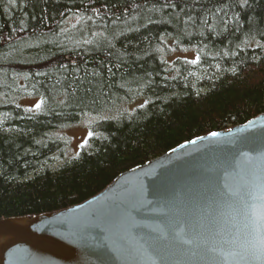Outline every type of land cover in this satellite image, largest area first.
Segmentation results:
<instances>
[{
	"label": "trees",
	"instance_id": "obj_1",
	"mask_svg": "<svg viewBox=\"0 0 264 264\" xmlns=\"http://www.w3.org/2000/svg\"><path fill=\"white\" fill-rule=\"evenodd\" d=\"M185 50L196 63L170 61ZM104 112L87 148L51 168L67 145L58 132ZM261 114L264 0H0V219L80 204Z\"/></svg>",
	"mask_w": 264,
	"mask_h": 264
},
{
	"label": "water",
	"instance_id": "obj_2",
	"mask_svg": "<svg viewBox=\"0 0 264 264\" xmlns=\"http://www.w3.org/2000/svg\"><path fill=\"white\" fill-rule=\"evenodd\" d=\"M212 133L80 204L0 219V264H264V114Z\"/></svg>",
	"mask_w": 264,
	"mask_h": 264
},
{
	"label": "rangeland",
	"instance_id": "obj_3",
	"mask_svg": "<svg viewBox=\"0 0 264 264\" xmlns=\"http://www.w3.org/2000/svg\"><path fill=\"white\" fill-rule=\"evenodd\" d=\"M175 57H182L184 60L194 64L197 62V57L193 50L178 51L171 54L170 61L175 59ZM134 103V104H133ZM125 103L121 105L120 108H125L126 110L134 109L139 103ZM118 108V110L120 109ZM130 112V111H129ZM110 113H102L101 115H89L82 118V123L78 125L73 124L69 130H67L70 143L69 146L65 148L62 154L52 157L51 168L57 169L59 166H62L66 161L76 157L78 152L89 145V136L90 132L88 125L96 120H99L104 117H108ZM48 163V162H47Z\"/></svg>",
	"mask_w": 264,
	"mask_h": 264
},
{
	"label": "snow or ice",
	"instance_id": "obj_4",
	"mask_svg": "<svg viewBox=\"0 0 264 264\" xmlns=\"http://www.w3.org/2000/svg\"><path fill=\"white\" fill-rule=\"evenodd\" d=\"M39 106H40L39 104L36 105L37 108H39ZM212 135H216V133H212ZM243 203H244V201L242 199L240 202V205H237L236 207L240 208L243 205ZM257 226L259 227V223L257 224Z\"/></svg>",
	"mask_w": 264,
	"mask_h": 264
}]
</instances>
